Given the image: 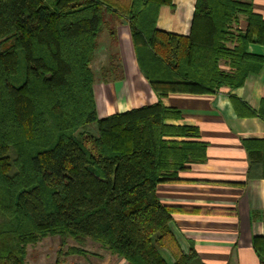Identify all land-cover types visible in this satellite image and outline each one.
Wrapping results in <instances>:
<instances>
[{
  "label": "trees",
  "instance_id": "16d2710c",
  "mask_svg": "<svg viewBox=\"0 0 264 264\" xmlns=\"http://www.w3.org/2000/svg\"><path fill=\"white\" fill-rule=\"evenodd\" d=\"M124 1L0 0V264H25L27 245L47 236L61 242L53 264L87 254L64 249L67 238L90 239L127 264H190L197 256L192 245L181 250L171 215L215 211L166 206L156 186L204 162L207 145L197 127L167 122L181 113L161 98L242 86L264 66V57L247 52L250 43L264 45V19L250 0H196L182 36L156 28L159 7L172 0ZM106 17L127 22L157 101L99 117L90 64L102 29L115 33ZM100 72L110 75L105 82L123 78L118 57ZM228 97L238 117L264 120V101L254 110ZM91 124L94 132L82 129ZM241 143L247 178L264 179V138ZM262 222V235L251 238L259 264L264 212Z\"/></svg>",
  "mask_w": 264,
  "mask_h": 264
},
{
  "label": "crops",
  "instance_id": "0c3cea01",
  "mask_svg": "<svg viewBox=\"0 0 264 264\" xmlns=\"http://www.w3.org/2000/svg\"><path fill=\"white\" fill-rule=\"evenodd\" d=\"M195 1L172 0L173 7L161 5L156 28L188 35ZM250 3L253 12L264 19V0H250ZM106 19L115 33L111 35L107 28L99 34L93 54L98 63L96 71L107 67L111 57H118L123 78L98 80L93 86L99 117L157 101L137 65L127 22ZM238 26L243 30L246 21L240 19ZM247 52L264 57V45L250 43ZM221 67L228 69L225 65ZM228 92L258 110L264 101V66L233 90L223 87L214 94L171 92L161 98L163 105L181 113L179 119L167 122L197 127L198 139L207 145L204 162L187 164L156 186L157 197L166 206L215 211L209 214L175 211L171 215L169 226L181 250L187 252L192 245L197 254L190 264H259L251 238L263 233L264 179L247 178V154L241 140L264 138V120L258 116L238 117ZM163 256L172 262L169 255ZM105 259L109 261L104 264H127L110 253Z\"/></svg>",
  "mask_w": 264,
  "mask_h": 264
},
{
  "label": "rangeland",
  "instance_id": "374dc122",
  "mask_svg": "<svg viewBox=\"0 0 264 264\" xmlns=\"http://www.w3.org/2000/svg\"><path fill=\"white\" fill-rule=\"evenodd\" d=\"M111 1H119L123 4L126 2L124 0H111ZM107 29L104 27L102 31ZM95 53V51H94ZM95 57L92 58L90 67L94 74V86L97 84L98 80L101 78L110 76L106 75L103 72V76L101 72L96 71L95 65H97V61L94 60ZM97 59V58H96ZM224 69V68H223ZM82 129H86L90 132H94L95 127L94 124L83 127ZM60 238L58 236H47L37 243L33 245H27V255H26V263L25 264H53L56 260L57 250L60 245ZM70 246H77L85 249L87 254L85 255H68L60 258V264H104L109 261L105 258L109 255V252L100 248L99 244L91 241L90 239L84 240L82 244H78L73 239L67 238L65 240V244L63 246L64 249H67ZM165 256L168 257L167 253H164ZM122 259V258H121Z\"/></svg>",
  "mask_w": 264,
  "mask_h": 264
}]
</instances>
